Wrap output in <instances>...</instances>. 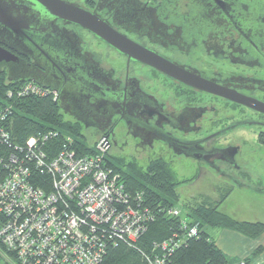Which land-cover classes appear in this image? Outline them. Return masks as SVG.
Listing matches in <instances>:
<instances>
[{
	"label": "flooded vegetation",
	"instance_id": "obj_1",
	"mask_svg": "<svg viewBox=\"0 0 264 264\" xmlns=\"http://www.w3.org/2000/svg\"><path fill=\"white\" fill-rule=\"evenodd\" d=\"M63 1L96 12L182 71L264 102V0ZM0 2L16 6L18 17L23 4L31 7L29 0ZM45 27L46 69L2 25L0 46L16 54L21 67H34L27 76L46 82L64 119L84 140L128 163L182 162L192 182L216 179L221 194L235 190V183L264 193V173L241 153V136L229 137L247 127L264 146L263 112L130 60L73 23L46 14ZM78 67L83 81L77 80ZM0 73L7 78V67Z\"/></svg>",
	"mask_w": 264,
	"mask_h": 264
},
{
	"label": "built area",
	"instance_id": "obj_2",
	"mask_svg": "<svg viewBox=\"0 0 264 264\" xmlns=\"http://www.w3.org/2000/svg\"><path fill=\"white\" fill-rule=\"evenodd\" d=\"M6 95L8 101L14 96H54L34 81L8 89ZM7 100L0 104L3 263L98 264L111 242L137 240L146 230L148 211L141 206V194L132 203L121 174L105 160V147L99 143L95 153L79 155L64 143L51 154L46 145L59 136L56 130L15 142L7 126L12 113ZM168 214L181 211L171 208ZM195 232L193 228L190 234ZM152 264H164V258Z\"/></svg>",
	"mask_w": 264,
	"mask_h": 264
},
{
	"label": "trees",
	"instance_id": "obj_3",
	"mask_svg": "<svg viewBox=\"0 0 264 264\" xmlns=\"http://www.w3.org/2000/svg\"><path fill=\"white\" fill-rule=\"evenodd\" d=\"M25 81L12 82L0 73V104H6L8 89ZM7 103L12 105L7 126L13 141L25 143L38 133L56 130L59 136L46 145L51 154L62 149L64 143L79 155L95 153V145L84 140L79 130L64 119L53 97L14 96ZM68 138L72 143H68ZM260 140L264 144V135ZM105 160L121 174L133 204H137L134 197L138 193L142 195L141 206L148 211V221L145 232L137 240L116 239L111 242L98 264H152L159 257L164 258V264H252L253 258L261 252L258 248L246 258L233 260L207 232L209 226L234 229L250 237L264 232V222L241 221L221 210L220 204L231 190L224 191L217 200L196 196L186 202L190 209L188 217L181 214L173 216L168 214V210L176 208L175 202L180 199L179 187L186 181L168 163L154 161L145 166L108 154ZM48 179L46 174V181ZM193 228L196 232L190 234ZM164 243L167 244L165 248Z\"/></svg>",
	"mask_w": 264,
	"mask_h": 264
},
{
	"label": "water",
	"instance_id": "obj_4",
	"mask_svg": "<svg viewBox=\"0 0 264 264\" xmlns=\"http://www.w3.org/2000/svg\"><path fill=\"white\" fill-rule=\"evenodd\" d=\"M29 2L31 7H26L23 4L22 8L24 12L21 14V17L13 14L14 11H17L16 6L13 9L11 6H8V3L0 2V25L7 29V34H17L22 39L26 48L36 58V65L43 69H46V65L44 64L46 60L45 23L46 14H48V17L52 19H60L66 23H73L88 30L112 46L120 54L128 56L130 60L145 63L163 71L184 84L225 96L232 101L264 113V102L234 91L225 90L200 77L182 71L178 66L162 58L159 54L141 46L116 30L106 19H103L96 12L63 0H29ZM29 15L32 16L29 17ZM22 63L24 62L16 54L0 46V71L3 67H7V79L9 81L30 80L46 87L45 81L29 78L27 72L34 67H21ZM76 77H78L77 80L81 81H83V77L85 78V75L80 71V67H78ZM68 80L69 78L66 80V84H68ZM51 88L56 90L54 87ZM239 145L241 146L240 143Z\"/></svg>",
	"mask_w": 264,
	"mask_h": 264
},
{
	"label": "rangeland",
	"instance_id": "obj_5",
	"mask_svg": "<svg viewBox=\"0 0 264 264\" xmlns=\"http://www.w3.org/2000/svg\"><path fill=\"white\" fill-rule=\"evenodd\" d=\"M229 135H230L229 137L236 136V135L241 136V139H239V143L241 144L240 146L241 153L247 159H251L249 160V163L251 165L254 164V168L259 169L261 171L260 174L261 173L263 174L264 171L262 169L264 167V146L257 142L256 132L250 131L249 128L247 127H239L237 131H234ZM88 143L91 145L95 144L92 141H88ZM172 169L175 171V173L179 177H181L182 179H185L186 181L184 184L180 185L179 187L180 199L175 202L176 208L179 209V211H182L181 212L182 216L188 217L187 213L189 212L190 209L186 205V202H189L196 196H199V197L207 196L208 199L212 198L213 200H217L220 198L221 190H218V191L215 190L214 185H213L216 179L204 177V178L197 179L194 182H192L189 167L188 165L182 162L174 164L172 166ZM240 182L242 183V181ZM229 184H233V182ZM239 185L240 183L238 185H236V183L234 184L235 190L230 192L231 196L229 195V198L226 200L223 206L225 207L224 209H227L229 212H234L237 215L243 214L242 212H245V211H251V213H254L252 215L255 216L256 214V215L261 216V218H263L264 217V193L263 191H258L257 189L254 190L251 188L243 189L245 187L241 188L240 187L241 185L240 186ZM223 207H222V210H223ZM209 227H207V229ZM227 229H230V228H227ZM2 263H3V259L0 258V264Z\"/></svg>",
	"mask_w": 264,
	"mask_h": 264
},
{
	"label": "crops",
	"instance_id": "obj_6",
	"mask_svg": "<svg viewBox=\"0 0 264 264\" xmlns=\"http://www.w3.org/2000/svg\"><path fill=\"white\" fill-rule=\"evenodd\" d=\"M224 208L225 207H223L224 212L233 215L241 221L264 222V217L261 218V216L256 214L254 216L252 215L254 213H251V211H245L242 212L243 214L237 215L234 212H229ZM207 232L215 240L218 247L233 260L246 258L250 256L256 249L261 248V252L255 258H253L252 264H264V232L257 237H250L236 230L216 226H210L207 229Z\"/></svg>",
	"mask_w": 264,
	"mask_h": 264
}]
</instances>
